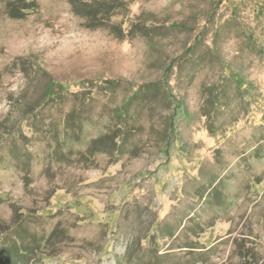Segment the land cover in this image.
<instances>
[{
  "label": "rangeland",
  "instance_id": "374dc122",
  "mask_svg": "<svg viewBox=\"0 0 264 264\" xmlns=\"http://www.w3.org/2000/svg\"><path fill=\"white\" fill-rule=\"evenodd\" d=\"M10 1L0 246H16L11 264H264V0H105L128 6L108 29L88 28L68 0H36L18 19ZM135 22L148 37L112 33ZM74 105L82 145L63 148Z\"/></svg>",
  "mask_w": 264,
  "mask_h": 264
},
{
  "label": "trees",
  "instance_id": "16d2710c",
  "mask_svg": "<svg viewBox=\"0 0 264 264\" xmlns=\"http://www.w3.org/2000/svg\"><path fill=\"white\" fill-rule=\"evenodd\" d=\"M68 3L71 6L72 12L75 16L81 18L84 20V23L86 24V26L88 28L91 29H97V28H109V24L111 19L118 15L119 12L124 8V9H128L127 5H124L123 3H120L118 1H93V2H85L83 0H68ZM38 8V3L36 2V0H15V1H10L8 4V13L10 15V17L12 18H23L25 15H27L29 12L35 11ZM140 20V18H139ZM160 28V27H158ZM151 31L150 26L145 25L142 22H135L134 24L130 25V28L128 30H126L122 23H119L115 26L112 27V33L115 34V37L119 40H126L128 38H134L137 35L139 36H144V37H148L149 33ZM195 45L190 47L187 52L192 53L193 50L195 49ZM188 55V54H186ZM176 61H173L167 68L166 74L169 75L172 68L175 66ZM110 88H115L116 87V83L114 82H110ZM240 87V85H238ZM82 97H80V104L83 105H87V99H93V97H86L84 93L81 94ZM135 96V94H133L132 96H130L129 101L130 102L133 97ZM53 99L55 101H61L62 99L64 100V95L62 93H58V94H53ZM181 106L180 104L177 105ZM36 108H25V114H33L35 112ZM79 109V106L74 105L72 107L71 112L68 115V120L67 122H64L65 125V130H63V148L67 145V144H73L75 146H81V134H80V128L82 126H75L74 122H73V118L76 115L77 110ZM173 116V117H172ZM171 116V122L172 119L174 118V115ZM27 121V118L24 117L21 120V129L23 127V122ZM173 124L171 123V128H173ZM10 135H8L7 137H9ZM118 136L117 135H112L109 136L108 139H116ZM57 143H62V140H58V136H56V140ZM106 141H96L95 143V147H97V145H99L104 152L106 153H110L109 152V147L110 144L105 143ZM115 145V143H114ZM106 147L107 149L103 148ZM114 148V147H113ZM92 150H88V151H83L80 152V158L82 161H89L91 158V153ZM56 156L58 157V161L62 160L63 163H68L71 164V160H69V157L67 155L60 156V154H56ZM26 165V164H25ZM204 191H202L201 195H203ZM199 195V196H201ZM169 235H172L171 233H168ZM233 252L241 259H246V261H249L250 263L255 259V257L253 256V254H251L248 250L246 251L244 246L242 245H237L235 246V248L233 249ZM18 256V250L16 248V246H9V247H1L0 246V264H11V262ZM196 262L194 264L197 263ZM255 262V260H254ZM157 264V263H155Z\"/></svg>",
  "mask_w": 264,
  "mask_h": 264
}]
</instances>
